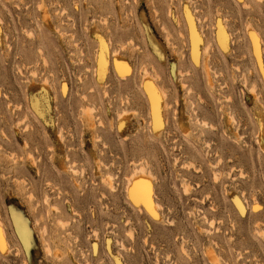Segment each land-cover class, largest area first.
Segmentation results:
<instances>
[{"label": "rangeland", "instance_id": "374dc122", "mask_svg": "<svg viewBox=\"0 0 264 264\" xmlns=\"http://www.w3.org/2000/svg\"><path fill=\"white\" fill-rule=\"evenodd\" d=\"M0 229V264H264V0H0Z\"/></svg>", "mask_w": 264, "mask_h": 264}, {"label": "bare ground", "instance_id": "6f19581e", "mask_svg": "<svg viewBox=\"0 0 264 264\" xmlns=\"http://www.w3.org/2000/svg\"><path fill=\"white\" fill-rule=\"evenodd\" d=\"M97 54H98V59L102 60V54L101 53H97ZM127 182H128L127 194L130 197V199L135 201V202L136 201L140 202V204H142L146 209H148V207L150 206V195H149V190H148L147 186L144 184L145 181L143 180L144 183L141 180H130ZM146 182H147V180H146ZM2 233H3V231H1V229H0V247H3V245H4L3 241H5V240H3V234ZM213 258H215V257H213Z\"/></svg>", "mask_w": 264, "mask_h": 264}]
</instances>
